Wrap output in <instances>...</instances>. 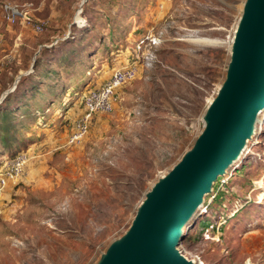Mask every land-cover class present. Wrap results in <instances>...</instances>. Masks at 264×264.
Returning <instances> with one entry per match:
<instances>
[{
    "label": "rangeland",
    "instance_id": "1",
    "mask_svg": "<svg viewBox=\"0 0 264 264\" xmlns=\"http://www.w3.org/2000/svg\"><path fill=\"white\" fill-rule=\"evenodd\" d=\"M245 2L0 0V173L25 159L0 191V264L99 263L203 131ZM5 5L29 24L8 22ZM148 32L162 38L151 67L142 58ZM130 63L138 75L114 112L95 114L72 142L83 98ZM204 202L181 253L204 264H264V113Z\"/></svg>",
    "mask_w": 264,
    "mask_h": 264
},
{
    "label": "water",
    "instance_id": "2",
    "mask_svg": "<svg viewBox=\"0 0 264 264\" xmlns=\"http://www.w3.org/2000/svg\"><path fill=\"white\" fill-rule=\"evenodd\" d=\"M263 109L264 0H246L227 77L207 108L203 131L146 193L127 233L98 264H196L178 249L182 231L238 159Z\"/></svg>",
    "mask_w": 264,
    "mask_h": 264
},
{
    "label": "built area",
    "instance_id": "3",
    "mask_svg": "<svg viewBox=\"0 0 264 264\" xmlns=\"http://www.w3.org/2000/svg\"><path fill=\"white\" fill-rule=\"evenodd\" d=\"M5 18L11 24H29L30 19L27 14L16 6H4ZM38 29V27H37ZM145 50L143 51V64L146 67H151L155 64L156 53L155 49L161 45L162 38L158 32H148L146 35ZM140 48V47H139ZM138 67L136 63H130L126 66L116 69L110 79L98 87L88 92L83 98L85 113L75 125L72 142L80 140L88 131L89 121L97 113H112L119 102L118 92L126 83L137 78ZM25 159L23 155H18L9 165L5 173H0V191L10 182L17 180L24 171ZM205 205V204H204ZM203 209V208H201ZM200 209V210H201ZM199 213V212H198ZM211 226V229H214ZM196 264H204L199 259L194 260Z\"/></svg>",
    "mask_w": 264,
    "mask_h": 264
},
{
    "label": "bare ground",
    "instance_id": "4",
    "mask_svg": "<svg viewBox=\"0 0 264 264\" xmlns=\"http://www.w3.org/2000/svg\"><path fill=\"white\" fill-rule=\"evenodd\" d=\"M77 22H78V24H82L83 23V19L81 17H77ZM263 113H264V109L262 111L260 110L259 113H258V118L256 119L255 127L253 129V134H252L251 139H253V137H255V135L257 134V125H258L259 121H261V114H263ZM245 148H246V146H244L242 152L237 157L238 159H236L234 161V163L238 162V160L241 159L242 154L244 153ZM228 169H229V167H228ZM202 206H203V204H201L199 208H201ZM182 232H183V235L182 236H184L185 235V229H183Z\"/></svg>",
    "mask_w": 264,
    "mask_h": 264
},
{
    "label": "trees",
    "instance_id": "5",
    "mask_svg": "<svg viewBox=\"0 0 264 264\" xmlns=\"http://www.w3.org/2000/svg\"><path fill=\"white\" fill-rule=\"evenodd\" d=\"M98 88V87H97ZM97 88H94V89H97ZM85 113V112H84ZM2 119H3V116H0V121H2ZM75 129V128H74ZM219 180V179H218ZM215 191H216V189H215ZM214 195V194H213ZM212 195V196H213ZM217 197V196H216ZM216 197H215V199H216Z\"/></svg>",
    "mask_w": 264,
    "mask_h": 264
},
{
    "label": "clouds",
    "instance_id": "6",
    "mask_svg": "<svg viewBox=\"0 0 264 264\" xmlns=\"http://www.w3.org/2000/svg\"><path fill=\"white\" fill-rule=\"evenodd\" d=\"M218 179H219V178H218ZM218 179H217V180H218Z\"/></svg>",
    "mask_w": 264,
    "mask_h": 264
}]
</instances>
